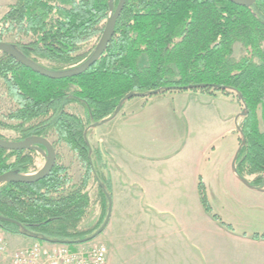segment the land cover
<instances>
[{"label": "trees", "instance_id": "trees-1", "mask_svg": "<svg viewBox=\"0 0 264 264\" xmlns=\"http://www.w3.org/2000/svg\"><path fill=\"white\" fill-rule=\"evenodd\" d=\"M117 3L113 0L114 8ZM113 11L107 0H15L0 18V41L10 36L23 56L39 64L45 60L54 71L66 70L93 53ZM235 44L244 51L239 58L233 56ZM0 84L9 100L0 116L14 121L0 119V125L17 133L14 141L54 134L52 145L64 142L84 166L77 185L67 167L57 163L37 182L1 184L4 233L69 247L90 240L92 233L79 228L89 207L87 182L97 183L106 210L108 198L99 183L110 197L111 190L95 167L98 153L85 130L111 117L128 94L194 84L206 85L201 90H235L246 105L237 174L264 173V0L250 6L230 0H125L103 54L87 70L49 78L0 51ZM70 104L80 105L83 114L67 110ZM34 150L0 147V174L28 173ZM198 188L210 213L201 181ZM252 238L264 239V234Z\"/></svg>", "mask_w": 264, "mask_h": 264}, {"label": "crops", "instance_id": "crops-1", "mask_svg": "<svg viewBox=\"0 0 264 264\" xmlns=\"http://www.w3.org/2000/svg\"><path fill=\"white\" fill-rule=\"evenodd\" d=\"M166 92L132 97L94 127L109 122L99 141L110 156L111 212L94 238L107 247L105 264H264V239L252 238L264 234V175L236 171L238 95ZM200 181L229 229L204 210ZM22 238L10 241H36Z\"/></svg>", "mask_w": 264, "mask_h": 264}, {"label": "rangeland", "instance_id": "rangeland-1", "mask_svg": "<svg viewBox=\"0 0 264 264\" xmlns=\"http://www.w3.org/2000/svg\"><path fill=\"white\" fill-rule=\"evenodd\" d=\"M14 1L15 0H0V18L5 13V11H7L8 7L14 3ZM3 39L6 42H12V39L10 38V36L3 37ZM96 41H97L96 37L91 39L89 41V43L83 47L84 51L89 50L90 47L92 46V44H95ZM98 44H99V42H98ZM88 53H89V51L85 52L86 55ZM243 54H244V51H243L242 46L240 44H235L234 49H233V56L235 58H239ZM40 62L43 66L51 65V64H49V62L47 63L45 60H40ZM82 62H84V60H81L78 63V65ZM74 66H77V65H74ZM74 66H71L69 68H72ZM205 91H213V90H205ZM227 91H229V93H232V94H237L236 91L233 89L227 88ZM164 94H170L171 95V94H173V92L172 93L166 92ZM157 95H163V94H157ZM132 99H139V97H135ZM239 102L241 103V109H240V120H239L238 125H237V130L239 133V141H240V146H241V144L243 143V136H242V132L240 130L239 125H240V122L242 120L241 112L243 110V105H242V102L240 99H239ZM7 103H9L8 96L4 92V87L0 84V110L1 111L4 110V106ZM67 110L74 112L76 114H79V115L83 114V108L77 104L68 105ZM0 119L5 121L7 124H10V125L14 123V121H9L6 118H3L2 116H0ZM108 125H109V122L103 123V124L99 125L98 127H96L97 130L94 127H90L88 129V132H87V139L91 145L92 150H95V151L97 150V153H98V154H96V156L94 158L95 167L97 168L99 174H101L102 178H104V179L107 178L106 177V170H107L106 164H109L110 156H109L108 152L105 151L104 142H101L99 140L102 139L103 136L105 135L104 129H106ZM0 135L6 141H14L15 138L17 137V133L15 131H13L9 126H2V125H0ZM47 139L52 143L55 140L54 134L52 136H49ZM221 140H222V138H221ZM221 142L227 143V142H229V139L228 140L227 139L222 140ZM40 147H41V150L35 149L34 153H32L33 161H32L30 171L28 173H24V175H30V174H33L35 172H38L46 166L47 161H48V153L44 147H42V146H40ZM53 147H54L55 153H56L55 164L56 163L60 164V165L64 166L65 168L67 167V173L71 177L72 182L75 185H77L80 182L79 180L81 179V176H82V172H83L82 166L83 165H82V162L80 161V159H78V157L76 156V152L73 151L68 146H66L64 142L55 143V145ZM123 159H127V158H125L123 156ZM215 162H217V161H215ZM261 174L264 175V173H261ZM203 187H204L205 200L207 201V204L210 208V214L212 216V214H215V213H213V210L211 208V205H210L211 203H210V200L208 198V194L205 190V186H203ZM86 190L89 194V207L87 209L86 214L84 215V217L82 218V220L79 223V228L81 229V231L87 232V235L88 234L90 235L91 233L93 234L101 226V224L103 223V221L105 219L104 216H106V214H107V210H106V206H105V200L100 195L98 187H97V183L93 179H90L89 182H87ZM216 190L217 189L215 187H212V186L210 187V192H211L212 196L216 195L215 194L217 192ZM199 197H200V195H199ZM200 202H201V199H200ZM201 204H202V202H201ZM216 216L221 220V218L218 215H216ZM2 233L5 237V241H6V245H7V249H6L7 252L2 257L3 259H1L0 264H12L11 260H10L11 254L20 248L26 247L27 244L22 245L21 247H19V245L14 246V245H12L13 243H12V241H10V239H12V237H17V236H21V235H13V234H8V233H4V232H2ZM21 237H23L22 239H27V237H24V236H21ZM99 243L104 244L102 241V238H98L97 240L91 239L80 247L87 248L91 245L99 244Z\"/></svg>", "mask_w": 264, "mask_h": 264}, {"label": "water", "instance_id": "water-1", "mask_svg": "<svg viewBox=\"0 0 264 264\" xmlns=\"http://www.w3.org/2000/svg\"><path fill=\"white\" fill-rule=\"evenodd\" d=\"M231 2L237 4V5H242V6H250L251 4H253L256 0H230ZM125 0H118V3L116 5V7L114 8L113 6V0H107V4L110 8V10L113 11V13L110 14V16L108 17L104 29H103V33L101 36V39L99 41V44L97 45L96 49L93 51V53L89 56V58L87 60H85L84 62L80 63L77 66H74L72 68L66 69V70H61V71H54L51 70L39 63H36L30 59H28L27 57L23 56L21 53L18 52V50L14 47V45L10 42H6V41H0V51L10 55L11 57H13L16 61H18L20 64H22L23 66L31 69L32 71L41 74L43 76L49 77V78H54V79H59V78H65V77H69V76H76L81 74L82 72H84L85 70H87L92 64H94L97 59L103 54L107 43L111 37V35L113 34L114 31V27L116 24V21L123 9ZM206 87V85L204 84H194V85H187V86H179V87H166L164 89H162L161 91H176V90H188V89H199V88H204ZM157 91H153L147 94H128L126 95L124 98H122L114 112V114L111 116L113 117L118 110L120 109L121 105L123 104L124 101L135 97V96H151L154 94H157ZM242 105H243V110L241 112V116H243L246 113V105L244 103V101L241 99ZM109 117V118H111ZM107 118V119H109ZM105 119V120H107ZM103 120V121H105ZM101 121V122H103ZM99 123L93 124L90 127H95L97 126ZM88 127L85 132L90 128ZM44 147L48 153V161L46 166L38 171L35 172L33 174L30 175H24V174H16L14 172H5L3 174H0V185L5 183V182H19V183H33V182H37L43 178H45L52 170L54 164H55V160H56V153H55V149L52 145V143L45 137H41V136H32L28 139L25 140H20V141H6L2 138H0V147L7 149V150H24V149H38L41 150V147ZM103 193L106 195V197L108 198V205H107V214L105 216V219L103 221V223L101 224V226L89 237L90 240L94 239L95 237H97L105 228L109 216H110V212H111V197L107 194L105 187L102 183H99Z\"/></svg>", "mask_w": 264, "mask_h": 264}, {"label": "built area", "instance_id": "built-area-1", "mask_svg": "<svg viewBox=\"0 0 264 264\" xmlns=\"http://www.w3.org/2000/svg\"><path fill=\"white\" fill-rule=\"evenodd\" d=\"M3 233L0 231V258L7 252ZM107 247L94 244L72 250L65 244L45 245L38 241L11 254L12 264H105Z\"/></svg>", "mask_w": 264, "mask_h": 264}]
</instances>
